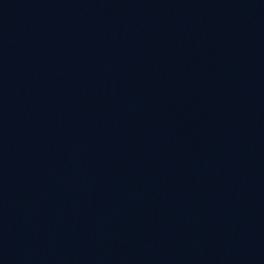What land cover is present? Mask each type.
<instances>
[{
    "label": "water",
    "instance_id": "water-1",
    "mask_svg": "<svg viewBox=\"0 0 264 264\" xmlns=\"http://www.w3.org/2000/svg\"><path fill=\"white\" fill-rule=\"evenodd\" d=\"M0 264H264V0H0Z\"/></svg>",
    "mask_w": 264,
    "mask_h": 264
}]
</instances>
